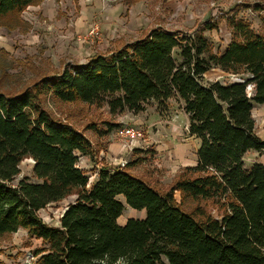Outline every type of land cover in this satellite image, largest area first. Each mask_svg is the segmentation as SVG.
I'll use <instances>...</instances> for the list:
<instances>
[{
  "label": "trees",
  "instance_id": "16d2710c",
  "mask_svg": "<svg viewBox=\"0 0 264 264\" xmlns=\"http://www.w3.org/2000/svg\"><path fill=\"white\" fill-rule=\"evenodd\" d=\"M43 1L0 0V18ZM229 25L232 39L222 53L205 34L215 24L193 34L155 28L22 92L0 91V238L27 230L42 243L33 251L35 264H264V163L247 167L244 159L264 152L252 115L255 104L264 105V17L261 33L244 19ZM212 68L241 81L209 82ZM48 95L107 107L111 117L137 115L149 104L165 112L174 100L199 143L196 165L160 189L130 171L143 158L125 165L102 158L88 188L80 157L93 159L99 149L45 107ZM103 122L106 132L120 126ZM87 128L98 130L96 123ZM26 159L34 180L16 181ZM70 196L76 200L59 225L48 224L40 211ZM208 203L221 210L217 217ZM126 205L143 217L120 225Z\"/></svg>",
  "mask_w": 264,
  "mask_h": 264
},
{
  "label": "rangeland",
  "instance_id": "374dc122",
  "mask_svg": "<svg viewBox=\"0 0 264 264\" xmlns=\"http://www.w3.org/2000/svg\"><path fill=\"white\" fill-rule=\"evenodd\" d=\"M263 17L264 0H44L0 18V91L22 92L44 76L58 74L69 65L85 64L93 55H107L155 28L193 34L206 24H215L217 27L205 34L214 51L222 53L232 39L229 19H244L261 33ZM205 78L223 84L241 81L218 68L208 71ZM249 94H253L250 89ZM44 105L56 117L81 130L94 149H99L93 159L80 157L79 167L89 176L88 188L97 179L102 158L108 157L109 162L121 165L143 158L133 162L130 171L160 189L170 187L182 169L196 165L199 143L190 136L189 120L183 107L174 100L165 112L149 104L137 115L127 111L115 117L109 115L107 107L81 101L62 103L51 95L44 99ZM252 113L255 132L264 141V105L255 104ZM109 120L120 126L106 132L103 121ZM94 123L98 130L87 128ZM125 125L140 128L144 137L138 142L122 139L117 130ZM244 159L247 167L264 163V152L250 151ZM32 167V160H24L16 181L25 176L34 180ZM175 195L181 203V194ZM75 200L74 196L67 197L40 213L48 224L59 225L64 210ZM206 209L214 217L221 212L210 203ZM143 213L126 205L118 222L125 225L130 218L143 217ZM40 246V240H30L25 229L7 234L0 238V260L27 264Z\"/></svg>",
  "mask_w": 264,
  "mask_h": 264
},
{
  "label": "built area",
  "instance_id": "2783aa9c",
  "mask_svg": "<svg viewBox=\"0 0 264 264\" xmlns=\"http://www.w3.org/2000/svg\"><path fill=\"white\" fill-rule=\"evenodd\" d=\"M250 88V87H249ZM252 91V88H250ZM118 136H120L122 139H127L131 142H138L140 139H142L143 131L139 128L133 127V126H127L120 127L117 130ZM32 260L29 261L27 264H35V258L34 256H31Z\"/></svg>",
  "mask_w": 264,
  "mask_h": 264
},
{
  "label": "crops",
  "instance_id": "0c3cea01",
  "mask_svg": "<svg viewBox=\"0 0 264 264\" xmlns=\"http://www.w3.org/2000/svg\"><path fill=\"white\" fill-rule=\"evenodd\" d=\"M108 158V157H107Z\"/></svg>",
  "mask_w": 264,
  "mask_h": 264
}]
</instances>
